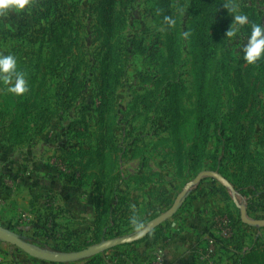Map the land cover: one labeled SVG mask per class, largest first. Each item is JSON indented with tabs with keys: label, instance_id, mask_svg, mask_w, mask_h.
I'll use <instances>...</instances> for the list:
<instances>
[{
	"label": "rangeland",
	"instance_id": "obj_1",
	"mask_svg": "<svg viewBox=\"0 0 264 264\" xmlns=\"http://www.w3.org/2000/svg\"><path fill=\"white\" fill-rule=\"evenodd\" d=\"M194 1H115L119 23L116 41L120 53L119 84L112 94V110L103 119L99 115L101 57L105 47L103 0H34L38 5L47 3L45 8L37 10V22L31 19L26 23L30 17L26 9L21 14H9L0 23V55L17 58L29 89L23 96H16L0 82V140L5 141L9 152L3 150L10 158L19 156L20 160L14 159L12 166L19 164L25 169L23 175H28L26 204L39 221L41 231L49 233L40 235L43 238L38 241L33 235H24V230L3 222L0 228L24 236L29 244L43 250L78 252L106 240L138 233L167 212L184 187L203 171L217 166L227 177H233L235 167L227 154L232 148L228 123L225 135L219 126L211 130L206 153L197 162L187 157L188 149L198 137L200 113L196 43L189 34L183 35L192 19ZM167 4L172 6L170 12L176 20V25L170 28L164 20ZM234 9L246 14L250 23L240 28L238 37L229 39L219 51L216 69L211 74L210 89L221 96L220 123L228 122L229 115L237 108L235 100L245 87L244 79L240 78L244 68L239 73V67L231 65V59L236 64L243 59L242 47L250 34V25L264 24V0H233ZM42 13L56 21L63 17L73 19L77 33L65 37L63 48L55 46L52 34L44 33L50 21L43 19ZM172 35L173 51L169 44ZM54 50L55 60L60 63L55 80L50 71ZM63 82L67 83L61 87ZM174 84L179 96L178 130L172 128L174 116L163 113L170 105ZM68 93L78 98L72 100ZM262 99L264 104V91ZM16 101H26L27 112L36 109L34 113L39 117L25 127H16L21 130L9 131L11 117L4 121L2 114L7 115ZM15 142L21 143L15 145ZM104 147L111 153L102 171L100 155ZM240 202L246 204L242 198ZM230 206L236 209V219L241 222L239 209L234 203ZM58 212L65 214L67 223L74 224L73 228L77 229L74 236L54 235L60 226L55 223ZM170 223L169 219L144 240L158 237ZM240 229L242 232L235 230L231 243L244 247H250L253 242L264 245V230H252L249 226ZM59 238V244H55ZM142 241L66 264H116L118 258L132 253ZM262 253L254 255L260 260L253 259L252 264H264ZM0 264L57 263L35 259L15 246L0 242Z\"/></svg>",
	"mask_w": 264,
	"mask_h": 264
},
{
	"label": "trees",
	"instance_id": "obj_2",
	"mask_svg": "<svg viewBox=\"0 0 264 264\" xmlns=\"http://www.w3.org/2000/svg\"><path fill=\"white\" fill-rule=\"evenodd\" d=\"M116 0H103L102 7H104L103 12V47L101 57V77L102 85L101 91V101L99 108V115L101 119L104 115L112 110L113 96L112 94L116 90L119 84V49L117 46V29L119 26L118 17L115 9ZM47 3H42L39 8L46 6ZM167 16L173 17L172 6L166 5ZM38 9L33 11L32 21H38L39 17L36 15ZM233 10V0H196L192 7V19L190 21L187 33L191 36L193 41L196 43L197 50V68H196V82L198 91V105L200 108L199 118H198V137L196 142L188 149L187 157L190 161L197 162L198 159L206 153V144L210 136L211 130L219 128L222 130V134H226V128L228 123L230 125L229 131H231V144L232 148L228 149L227 154L230 158V163L235 167L233 169V177H227L222 171L218 170L217 166L213 167L211 171H217L222 176H224L235 188L240 196L243 195V189L250 186L256 177L264 178V159L263 153L257 149H254L255 143V132L256 126L261 123L264 125V104L262 99V94L264 91V60L257 62L255 65H249L241 59L237 64L231 59V65H237L239 67V73H241V67L244 68V74L241 79L245 83L243 87V93L236 98L235 104L237 108L228 117V122L220 123L221 119V96H216L215 92L210 89V84L213 81L211 74L216 69L217 57L220 50H222L227 41L226 37L227 31L230 29L232 23L231 13ZM43 15V16H42ZM41 17L43 19L50 21L49 29H45L44 33L52 34V40L56 47L63 48L64 44L62 41L65 37H71L72 34H76V27L72 18L63 17L59 20L50 19L51 16L42 13ZM26 23H30L27 22ZM170 28V26H169ZM47 31H49L47 33ZM170 33V32H169ZM25 34V33H24ZM67 38V39H69ZM33 39V38H31ZM41 39L45 40L44 36ZM51 40V39H50ZM174 37L173 35L169 38L170 49L173 51ZM42 49V48H41ZM72 49V48H71ZM69 51V50H68ZM69 55H72V50ZM67 55V56H69ZM57 57L56 51L52 52V59L50 61V71L55 77H57V67L60 63L55 60ZM245 65V66H244ZM232 68V67H231ZM230 68V69H231ZM236 73V74H239ZM241 82V83H242ZM67 82H63L61 87H64ZM177 84L172 86L170 105L166 107L163 111L166 115H173L174 125L173 129L178 130L180 125L178 124L177 118L179 110V96L175 89ZM70 94V93H68ZM72 100L77 99L78 96L67 95ZM33 103V102H32ZM10 112L7 115L2 114L4 121L7 117H11V122L8 125V130H14L18 125L27 126L29 122L33 119L39 117V114H35V110L28 113V105L26 101H16L10 106ZM176 119V120H175ZM26 124L24 125V122ZM221 134V135H222ZM10 138L12 135L10 133ZM230 138V139H231ZM229 139V140H230ZM21 142H15V145ZM258 145L264 148V131L263 136L260 139ZM110 149L104 147L101 150V170L105 169V163L110 161ZM107 154V155H104ZM231 166V165H230ZM217 183V182H214ZM224 196L225 200L231 204L230 196L228 195L226 189L219 186L218 189ZM233 201V199H232ZM235 205V203H234ZM240 217V216H239ZM255 229V228H254ZM264 230V229H257ZM20 238L26 241L25 237L18 235ZM233 242V241H232ZM233 244H236L235 242ZM264 245L256 248L253 247L249 251L242 253L237 260V264H252L253 259L260 260L254 255L259 253L263 254ZM254 262V261H253Z\"/></svg>",
	"mask_w": 264,
	"mask_h": 264
},
{
	"label": "crops",
	"instance_id": "obj_3",
	"mask_svg": "<svg viewBox=\"0 0 264 264\" xmlns=\"http://www.w3.org/2000/svg\"><path fill=\"white\" fill-rule=\"evenodd\" d=\"M35 9H39L36 2L31 7L30 17L26 18L27 22H31ZM7 18L8 16L0 17V23L5 22ZM263 131L264 125L259 123L256 126L254 149L262 152L264 159V148L258 145ZM4 143L5 141L0 140V223L3 222L19 231L24 230V235H33L35 240L39 241L43 238L40 235L49 232L41 231L39 221L34 219L36 216L31 208H28L26 204L30 188L28 175H23L25 169L19 164L12 166L13 160L18 162L20 158L18 155L10 158L9 153L3 150L9 152ZM210 180H204L192 192L175 217L170 219L171 223L162 234L142 241L131 250L132 253L118 258L116 264H209L203 257L209 248L213 250L211 259L213 264H237L242 253L253 247H261V243L256 242L250 247H244L231 243L233 239L225 240L220 236L217 222L225 215L232 219L237 231L242 232L239 228L246 225L236 219V209L230 206L231 203L227 202L218 190L220 185ZM241 198L245 201L249 214L264 218V178L256 177L250 186L243 189ZM64 215L58 212V219L55 221L56 225L60 223V226L56 228L54 235L60 238L65 235L74 236L77 233V229L73 228L74 224L67 223ZM27 223H30V227L24 229ZM60 238L54 241L55 244H59ZM1 246L6 249L4 245Z\"/></svg>",
	"mask_w": 264,
	"mask_h": 264
},
{
	"label": "water",
	"instance_id": "obj_4",
	"mask_svg": "<svg viewBox=\"0 0 264 264\" xmlns=\"http://www.w3.org/2000/svg\"><path fill=\"white\" fill-rule=\"evenodd\" d=\"M206 179H212L220 183L229 191L233 202L239 209L240 220L244 225L249 226L250 228L264 229V220L252 218L249 215L247 205L240 202L241 196L224 176L217 171H203L184 187L183 191L178 195L174 204L167 212L149 222L145 228L136 234L106 240L99 244L90 246L87 249L73 253H58L40 249L39 247L29 244L18 235L3 228H0V242L15 246L35 259L51 263L66 264L89 259L108 250L125 245H131L144 240L153 230L161 226L169 219H172L186 202L188 196H190L192 192Z\"/></svg>",
	"mask_w": 264,
	"mask_h": 264
},
{
	"label": "clouds",
	"instance_id": "obj_5",
	"mask_svg": "<svg viewBox=\"0 0 264 264\" xmlns=\"http://www.w3.org/2000/svg\"><path fill=\"white\" fill-rule=\"evenodd\" d=\"M34 0H0V17H6L11 13L21 14L26 9L31 10ZM233 26L226 33L228 39L237 38L240 28L249 25V18L246 14L233 10ZM165 22L170 26L176 25L173 17L165 16ZM185 37L188 33L183 34ZM243 59L249 65H255L264 60V24L254 23L250 25V34L247 42L242 47ZM0 82L7 88V91L23 96L29 89L26 81V74L19 70L17 58L14 55H0ZM135 223V221H133ZM142 227V225H138Z\"/></svg>",
	"mask_w": 264,
	"mask_h": 264
},
{
	"label": "built area",
	"instance_id": "obj_6",
	"mask_svg": "<svg viewBox=\"0 0 264 264\" xmlns=\"http://www.w3.org/2000/svg\"><path fill=\"white\" fill-rule=\"evenodd\" d=\"M218 229L220 232V236L225 239V240H231L234 237V232H235V227H234V223L232 221V219L228 216L225 215L223 217H221L218 222ZM212 254H213V250L212 248L207 249V251L204 253L203 257L205 259L206 262H208L209 264H213L212 263Z\"/></svg>",
	"mask_w": 264,
	"mask_h": 264
}]
</instances>
